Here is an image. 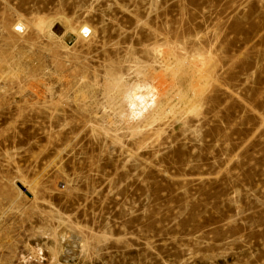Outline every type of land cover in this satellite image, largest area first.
I'll use <instances>...</instances> for the list:
<instances>
[{
    "label": "rangeland",
    "instance_id": "374dc122",
    "mask_svg": "<svg viewBox=\"0 0 264 264\" xmlns=\"http://www.w3.org/2000/svg\"><path fill=\"white\" fill-rule=\"evenodd\" d=\"M0 264H264V0H0Z\"/></svg>",
    "mask_w": 264,
    "mask_h": 264
},
{
    "label": "bare ground",
    "instance_id": "6f19581e",
    "mask_svg": "<svg viewBox=\"0 0 264 264\" xmlns=\"http://www.w3.org/2000/svg\"><path fill=\"white\" fill-rule=\"evenodd\" d=\"M111 85L115 86L119 91L121 92H125L126 88H127V84L123 83L120 79V77L118 76H113L111 79ZM130 86V85H129ZM15 184V183H14ZM22 184V183H21ZM23 185V184H22ZM26 191H28L25 188ZM20 193H22V191H19Z\"/></svg>",
    "mask_w": 264,
    "mask_h": 264
}]
</instances>
